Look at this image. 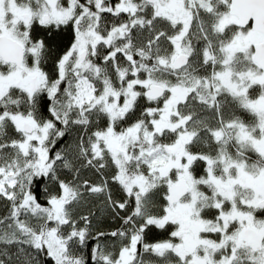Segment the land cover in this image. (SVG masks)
I'll list each match as a JSON object with an SVG mask.
<instances>
[{
	"label": "snow or ice",
	"instance_id": "obj_1",
	"mask_svg": "<svg viewBox=\"0 0 264 264\" xmlns=\"http://www.w3.org/2000/svg\"><path fill=\"white\" fill-rule=\"evenodd\" d=\"M0 264H264V0H0Z\"/></svg>",
	"mask_w": 264,
	"mask_h": 264
}]
</instances>
